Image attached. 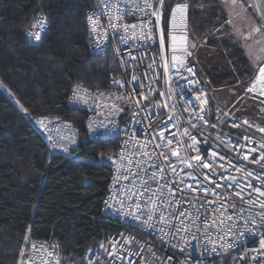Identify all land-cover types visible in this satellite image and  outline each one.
<instances>
[{"label": "built area", "instance_id": "built-area-1", "mask_svg": "<svg viewBox=\"0 0 264 264\" xmlns=\"http://www.w3.org/2000/svg\"><path fill=\"white\" fill-rule=\"evenodd\" d=\"M94 2V8L85 15L89 40L88 53L94 57L109 55L117 72L110 76L107 91L89 90L80 84L74 85L70 91L67 106L86 113L84 130L89 138L118 140L117 152L108 163L109 184L101 201L99 213L103 218L116 221L121 229L104 239L96 250L90 251L85 257L84 264H130V262L132 264H264V248L260 245V241L264 240V220L261 218L264 208H261L259 203H249V200H255L258 195L253 192L249 197L247 193L251 192V189L245 190L243 201L239 197L232 196L236 207L235 210L228 208L223 217V224H220L218 220L216 225L205 231V225L202 222L198 221L197 225H191L190 221L185 220V223L189 224L188 230L174 235L175 228L161 225L155 216L152 221L153 227L143 224L142 221L147 219L150 205L145 206V200L142 199L140 203L143 210L138 211L135 208V198L129 200L126 195L125 186L131 188V180L117 181L123 171L122 169L118 171L117 168L122 150L127 153L130 146L152 141L149 145L151 150L156 143H161L158 139L160 132H163L168 139H173V133H176V138L182 139L187 146L191 144V141L183 135L184 129L187 128L200 142L196 145L199 148V159L195 158L198 155L197 152L191 149L187 150L185 159H190L194 165L207 159L213 163L215 174L209 169L185 168L184 172L175 178L177 180L184 178L185 183L180 187L187 184L197 187L198 182H201L206 188H215V184L204 180L202 172L211 180L224 185L223 188L216 189V192L220 193L219 199L215 195L207 197L210 201H217L216 204L206 206L209 213L213 208L218 207L219 202L229 203L224 197L231 194L233 189L240 191L236 185L228 188L232 181L225 177H237L242 187L251 181L254 187L264 188L260 180L253 177L243 179V172H237L229 167L231 162L236 167L253 172L254 176L264 177V161L252 162L253 157L258 159L261 152H264V149H259V143L264 142V132L259 131V128H264V111L261 109L263 112L259 111L247 117L239 114L233 104L227 105L216 101L213 91L201 79L193 63L194 51L189 45L191 37L188 2L176 0L170 4L163 46L160 43L161 23L160 21L157 23L156 17L151 15V12L156 9L161 11L158 0H149L152 8L147 9H145V0H94ZM177 3L187 4L188 7L183 17L177 16L176 27L173 28L171 14ZM117 8L119 12L116 11ZM109 15L121 16L120 20L112 21L118 25L116 29L110 26ZM90 16L93 20H97L101 27L94 30L93 20H89ZM41 20H43L42 28ZM149 21L151 23H148ZM123 25L129 26L127 31L124 30ZM133 25L135 28L131 27ZM47 27L45 16L38 14L27 31V38L33 45H38L40 40H36L29 33L40 32L42 36ZM149 29H151L150 38ZM172 35L178 37L175 52L172 49ZM181 37L186 39L181 41ZM173 55H176L182 63L173 62ZM165 63H167V71H165ZM188 68H191L192 72H189ZM133 76L136 77L135 80ZM253 80L245 88L244 96L264 106V99L259 100L257 97L262 96L259 92L247 91ZM77 85L87 89V93L79 92L83 99H77L74 95L73 89ZM99 93H103L104 96L100 97ZM197 95H200L201 100H206L207 103L201 105L200 101L195 99ZM115 96H124L125 99L114 100ZM84 99L87 103H84ZM113 103L122 110L111 112L110 107H103L105 104L111 106ZM97 104L101 107L97 108ZM165 104L168 107H164ZM201 115L204 120L198 118ZM42 120L45 125L43 127L39 123ZM101 122L105 126L102 127ZM34 123L44 133L55 151L67 155L77 149L78 133L70 122L56 117H44L36 118ZM153 137L157 139L153 140ZM245 137H248L251 143ZM172 147H176L175 143ZM252 148H256L257 151L249 153ZM159 151L161 149H155V153ZM184 151L185 149L181 148V152ZM213 151L219 154L215 158L211 157ZM155 153H153V160L156 163H167L163 161V158L156 159ZM244 154H249L248 160L243 159ZM220 156L224 159L221 160ZM135 159L143 158L135 157ZM170 161L178 170L184 167L177 163L175 157H170ZM220 164L228 170L221 169ZM151 171L152 169H149V172ZM189 171L194 172L197 181L185 175ZM169 175L173 174L169 173ZM137 184H139L138 179ZM177 194L179 195V192ZM203 199L204 194L199 191L190 192L185 196V200H192L197 207ZM260 199L264 200V197ZM121 200L124 202L123 206L120 204ZM182 207L192 213L196 211L189 203H184ZM201 212H204L203 208ZM125 213H135L141 219L136 220L132 215H125ZM212 215L219 217V211ZM227 215H232L233 219L228 220ZM181 219L184 218L181 217ZM176 223L173 221V225ZM161 227L168 233L165 239H161V233L158 231ZM241 232L245 233L243 237L240 236ZM57 260L59 264H78L73 259L62 261L55 243L31 241L23 251L18 264H43L45 261L48 264H57Z\"/></svg>", "mask_w": 264, "mask_h": 264}, {"label": "trees", "instance_id": "trees-1", "mask_svg": "<svg viewBox=\"0 0 264 264\" xmlns=\"http://www.w3.org/2000/svg\"><path fill=\"white\" fill-rule=\"evenodd\" d=\"M173 1L164 0L161 8L163 30ZM181 1L189 4V24L195 18L215 25V0ZM94 6V0H0V264H18L31 241L55 243L62 261L84 264L90 251L121 229L99 214L118 140L89 138L86 113L67 106L74 85L107 91L117 72L109 55L88 53L85 15ZM38 14L48 27L33 45L27 31ZM222 33L215 35L221 42L217 57L228 63L221 65L224 74L208 72L209 82L197 69L199 75L210 89L233 77L246 80L247 87L258 66ZM249 104L258 109L247 98L250 112ZM44 117L73 125L79 137L75 151L65 155L52 148L34 123Z\"/></svg>", "mask_w": 264, "mask_h": 264}, {"label": "snow or ice", "instance_id": "snow-or-ice-1", "mask_svg": "<svg viewBox=\"0 0 264 264\" xmlns=\"http://www.w3.org/2000/svg\"><path fill=\"white\" fill-rule=\"evenodd\" d=\"M160 8H163L164 6V0H158ZM232 3L235 4L236 0H232ZM188 5L187 4H181L177 3L175 8L172 9L171 19H172V26L173 28L176 27V20L177 16L183 17ZM152 8V4L149 2V0H145V9ZM141 11H144V9H140ZM117 12H119V9H116ZM152 16L156 17L157 23H159L162 13L159 9H156L151 12ZM262 17H264V12H262ZM121 16L119 15H109L108 20L109 24L113 29H116L118 25L116 23H112L113 20H120ZM89 20H93V17L90 16ZM148 23H151L149 21ZM94 24V30L96 28L101 27L97 20H93ZM33 27H36V25H33ZM40 27H43V20L40 21ZM124 30H128V25H123ZM135 28V25L131 26ZM254 32H259L260 28H254ZM149 38L151 35V29L148 31ZM29 35L34 36L36 40L41 39L40 32H34L29 33ZM181 41L185 40L186 37H181ZM178 37L176 35L171 36L172 41V49L173 52L176 51V44H177ZM160 43L161 46L165 43V32L162 29L161 35H160ZM194 46V45H193ZM190 55V53H186ZM173 62H180L179 58L176 55L172 56ZM165 71H167V63L164 65ZM189 72H192L191 68L187 69ZM194 74V73H193ZM133 79L135 80L136 77L133 76ZM114 83H119V81H114ZM188 83H192V81H188ZM85 92L87 93V89L81 88L80 85H77L76 88L73 89L74 95L77 99H83L79 95V92ZM247 91L249 92H259L260 95L264 96V66L259 67L258 69V75L255 76V79L251 83V86L247 88ZM100 97H103V93L98 94ZM114 100H123L125 99L124 96H115L113 97ZM197 101H200L201 105L206 104V100H201L200 95H197L195 97ZM84 103H87V100L84 99ZM159 106V105H157ZM97 108H100L101 105L97 104ZM104 108L111 109V112H119L122 109L119 108V106L115 103H113L111 106L105 104L103 105ZM164 107H168L167 104L164 105ZM27 111V109H25ZM201 111H203V108H201ZM111 112L109 114H111ZM200 120H204V117L201 115L198 117ZM171 119V117H169ZM41 126L44 125V121L39 122ZM207 123V121H205ZM245 123H248L245 121ZM189 124H191V120H189ZM101 126H105L103 122H101ZM237 126V125H234ZM91 127V125H89ZM192 127H196V125H192ZM259 131L264 132V128H259ZM184 136L188 138V140L191 141V144L185 146L184 141L182 139L176 138V133H173V139H168L165 137L163 132L159 133L158 139L161 141V143H156L154 147L150 150L149 145L152 144V141H148L145 144H136L135 146H130V148L127 150V153L125 150H122L120 153V163L117 165L118 171L122 169L120 176L117 178V181L119 179L123 180H131V188H128V186H125L126 189V195L127 199L132 200L135 198V208L138 211H142V205L140 201L143 199L145 200V206L150 205L148 207L147 211V219L143 220L142 223L147 225L148 227H153L152 221L155 218L161 225L166 226H173L175 228L174 235L176 233H180L182 231H187L189 228V224L185 223V220H188L191 222V225H197V222L200 221L205 225V231H207L208 228L214 226L217 224L218 220L220 224H223V217H225V214L227 213V210L229 207H231L233 210H235L236 204L235 201L232 200V196L239 197L242 201L244 200L245 196V190L251 189V192H248L247 195L250 197L252 193H257V198L255 200H249V203L255 204L259 203L261 208H264V200H261L260 197H264V188H258L254 187L251 181H249L246 185L243 187L240 185L239 180L235 176L231 177H225V179H231L232 184L228 185V188H232L233 185H236L237 188H240V191H235L233 189L231 194L225 195L224 199L225 201H229V203H225L223 201L219 202L217 208H213L211 210V213L208 212L207 205L208 204H216V200H208L207 197L209 195H215L219 199L220 193L216 192V189L223 188L224 185L217 183L214 180H211V178L208 175H205L201 172L202 175H204L205 181H210L211 183L215 184V188H206L203 186L201 182H198L197 187H193L192 184H187L184 187H180L181 185H184L185 181L184 178L181 177L179 180H177L175 177L179 176L181 172H184V169H209L213 171V174H215V169L213 167V163L209 160H204L203 162L199 164H193L190 159H185V156H187V150L191 149L192 151L197 152L196 159H199V148L196 147L198 143H200L195 136H193L187 128L184 129ZM157 137H153V140H156ZM219 139V137H218ZM245 139L249 140V143H251V140L248 137H245ZM74 142V141H73ZM127 143V142H126ZM175 143L176 147H172V145ZM159 148L161 151L158 153H155V149ZM181 148H184L185 151L182 153ZM259 149H264V142L259 143ZM65 151H67V148H65ZM256 148H252L249 150V153L256 152ZM153 153H155L156 159L163 158V161L167 163H156L155 160H153ZM219 154L217 152H212L211 157L215 158ZM135 157H142L143 159H135ZM170 157H175L177 163L183 165V168L177 169L176 165L171 163ZM221 160L224 159L223 156L219 157ZM244 160L249 159V154L243 155ZM149 161H152L149 163ZM261 161H264V152H261L259 158L253 157L252 162L254 163H260ZM146 165V167H145ZM219 167L223 169L224 171H227L228 169L225 168L223 164H220ZM229 167H232L237 172H243V179H247L248 177H253L254 179L260 180L261 184L264 185V177L256 175L254 176L253 172L246 171V169L236 167L235 165H232L231 162H229ZM149 169H152L151 172H149ZM167 169V171H166ZM169 173L173 174L172 176L169 175ZM185 175L189 178H191L194 181H197V176L194 174L193 171H189L185 173ZM147 177V178H145ZM137 179L139 180V184H137ZM114 181V182H117ZM153 185L155 187H153ZM173 185H176V187H173ZM202 192L204 194L203 202L200 204L199 207L196 206V204L192 200H185V196L188 195L190 192ZM179 192V195L177 194ZM123 200L120 201L121 206H123ZM184 203L192 204V207L196 209L195 213H192L188 209H185L182 207ZM201 208L204 209V212H201ZM219 211V217H215L212 214ZM158 214V215H157ZM125 215H132L134 219L140 220L141 217L139 215H136L135 213H125ZM183 217L184 219H181ZM203 217V219H201ZM228 220H232V215H227L226 217ZM262 220H264V213L261 214ZM173 221H176L177 223L173 225ZM231 230V229H229ZM158 231L161 233V239H165L168 235L167 232L164 231V228L161 227L158 229ZM245 235L244 232L240 233V236L243 237ZM130 242V241H128ZM260 245L262 248H264V240L260 241ZM103 247V245H101ZM35 247V246H33ZM115 248V246H113ZM215 250V249H213ZM23 255V253H21ZM49 255H52V253H49ZM119 258V257H118ZM43 264H48L47 261L43 262ZM57 264H59V261L57 260ZM132 264V262H130Z\"/></svg>", "mask_w": 264, "mask_h": 264}, {"label": "rangeland", "instance_id": "rangeland-1", "mask_svg": "<svg viewBox=\"0 0 264 264\" xmlns=\"http://www.w3.org/2000/svg\"><path fill=\"white\" fill-rule=\"evenodd\" d=\"M214 1V0H211ZM216 5L219 6L220 9H223V20L227 19L228 17L231 20H236L239 19L240 17H242L243 21L246 22L247 18H252L255 19L258 24L260 25L259 20L256 18L255 14L252 13L251 9H249V11L247 10V12H245V14L241 15H233L232 14V10L229 8V4L232 3V0H215ZM238 2V4H240L239 0H236V3L233 5H236ZM244 3L246 4V6H248V4L244 1ZM221 4L223 6V8L221 7ZM249 7V6H248ZM250 8V7H249ZM251 10V11H250ZM201 11V9H200ZM196 12L198 13V10H196ZM204 12H209V10H206ZM251 13L253 15V17H251ZM47 21V19H46ZM197 21V19L192 18L190 19V24H191V28L192 31L190 33V37L196 42V50L194 51V55H193V63L194 65L197 67V69H199L200 74L203 76L204 80H206L207 82H209L208 80V75L210 73V71L215 70L214 74H224L223 70L221 68V65L224 64L223 66H228V63L226 61L223 62L219 61L220 59H218L217 55H221V51H219L220 47H221V42H217L219 40V36H216L215 34H217L218 32L223 31L224 29L222 28V26L220 25L221 22L219 20V17H215V19L213 20V23L215 25H213V27L210 25H205V22H199V23H195ZM48 23V21H47ZM200 24V26H199ZM205 27H204V26ZM261 27V26H260ZM201 29V30H200ZM254 29V27H253ZM213 30H215V32H212ZM263 32H264V28H262ZM262 35L259 37L254 31H253V46H256V48L253 50L252 54L255 52V55L257 57V59H249V61L251 62V64L255 65L256 62H259L261 59L264 60V34L261 33ZM248 37V35H247ZM250 37V35H249ZM198 45V46H197ZM248 52H251L250 50H247ZM263 60L262 63H263ZM261 63V64H262ZM260 64V67H261ZM219 69V72H218ZM221 69V70H220ZM258 69L255 72V75H257L258 73ZM216 74V75H217ZM219 74V75H220ZM254 75V76H255ZM245 84H247V81L245 80V83L243 82H237V78L230 79L228 81H225L222 83V85H211L210 87L217 99V101H220L221 103H225L227 105H234L236 111H238L239 114L243 115V116H247L250 114H256L257 110L253 109L251 112L249 111V109H247V97L246 95L244 96V90H245ZM258 92V91H257ZM256 93V92H254Z\"/></svg>", "mask_w": 264, "mask_h": 264}, {"label": "crops", "instance_id": "crops-1", "mask_svg": "<svg viewBox=\"0 0 264 264\" xmlns=\"http://www.w3.org/2000/svg\"><path fill=\"white\" fill-rule=\"evenodd\" d=\"M239 1H240V4H238V2L236 5H233V3L229 4V8L232 10L233 15L239 14L242 16L243 14H245V12H247V10L249 11L250 8L246 6V4L244 3V0H239ZM221 7L223 8L222 4H221ZM252 13H251V17H253ZM218 14H219V20L221 22L220 25L224 29L222 35L224 34L225 38L230 40V43L232 42L233 44L236 45V47H238V49L244 52L247 59H251V58L257 59L255 52L253 53V55H251L253 50L256 48V46L252 45L253 38H254L253 27L260 28L259 32H255L259 37L262 35L261 33L264 34L258 22L252 18H247L246 22H244L242 17H240V20L236 19L234 21L231 20L229 17L223 20V9H220V12H218ZM212 32H215V30H213ZM219 40L217 42H219ZM247 50H250L251 52H248ZM261 60L255 63V66H258V68L260 67V64L262 63ZM263 63H264V60H263Z\"/></svg>", "mask_w": 264, "mask_h": 264}, {"label": "water", "instance_id": "water-1", "mask_svg": "<svg viewBox=\"0 0 264 264\" xmlns=\"http://www.w3.org/2000/svg\"><path fill=\"white\" fill-rule=\"evenodd\" d=\"M244 1L248 4L252 12L255 14L256 18L259 20L261 28H264V17H262V12H264V0H244ZM189 45L192 51L195 50L196 48L195 41L190 39ZM257 97L259 98V100L264 99V96H257ZM260 112L262 111L260 110Z\"/></svg>", "mask_w": 264, "mask_h": 264}, {"label": "flooded vegetation", "instance_id": "flooded-vegetation-1", "mask_svg": "<svg viewBox=\"0 0 264 264\" xmlns=\"http://www.w3.org/2000/svg\"><path fill=\"white\" fill-rule=\"evenodd\" d=\"M258 109H262L264 111V106H262L261 104H259Z\"/></svg>", "mask_w": 264, "mask_h": 264}, {"label": "bare ground", "instance_id": "bare-ground-1", "mask_svg": "<svg viewBox=\"0 0 264 264\" xmlns=\"http://www.w3.org/2000/svg\"><path fill=\"white\" fill-rule=\"evenodd\" d=\"M192 39V38H191ZM193 40V39H192ZM194 41V40H193ZM214 94V93H213ZM215 96V95H214ZM216 98V97H215ZM108 184H109V180H108ZM108 186V185H107ZM100 214V213H99Z\"/></svg>", "mask_w": 264, "mask_h": 264}]
</instances>
